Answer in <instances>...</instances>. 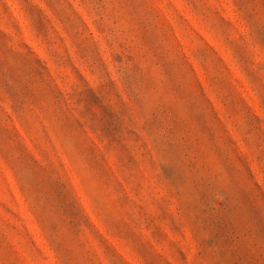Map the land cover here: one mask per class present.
I'll use <instances>...</instances> for the list:
<instances>
[{
    "label": "rangeland",
    "instance_id": "374dc122",
    "mask_svg": "<svg viewBox=\"0 0 264 264\" xmlns=\"http://www.w3.org/2000/svg\"><path fill=\"white\" fill-rule=\"evenodd\" d=\"M0 264H264V0H0Z\"/></svg>",
    "mask_w": 264,
    "mask_h": 264
}]
</instances>
